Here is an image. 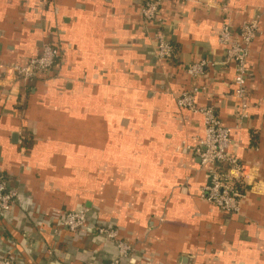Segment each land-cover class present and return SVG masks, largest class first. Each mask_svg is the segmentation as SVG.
Here are the masks:
<instances>
[{
	"label": "crops",
	"instance_id": "0c3cea01",
	"mask_svg": "<svg viewBox=\"0 0 264 264\" xmlns=\"http://www.w3.org/2000/svg\"><path fill=\"white\" fill-rule=\"evenodd\" d=\"M139 4L0 0V168L21 194L16 217L0 219V237L14 243L0 242V251L14 247L15 264L107 263L114 245L92 230L91 238L62 234L45 253L46 221L83 208L94 226L112 225L133 245L132 264H264V0H163L175 49L168 62L155 57ZM253 16L262 33L248 59L250 107L237 123L234 68L217 32L226 20L237 29ZM45 43L60 53L54 75L26 93L5 66ZM202 60L210 63L204 74L187 77L184 66ZM192 87L196 106L213 104L233 151L254 167L255 188L238 215L203 198L206 174L193 152L202 117L176 106Z\"/></svg>",
	"mask_w": 264,
	"mask_h": 264
},
{
	"label": "built area",
	"instance_id": "2783aa9c",
	"mask_svg": "<svg viewBox=\"0 0 264 264\" xmlns=\"http://www.w3.org/2000/svg\"><path fill=\"white\" fill-rule=\"evenodd\" d=\"M47 0H44V2ZM163 0H140L138 11L140 19L145 25L153 29L154 55L160 61H171L175 57V49L164 33V19L161 15ZM259 17L253 16L244 21L237 29H234L228 20L217 32V39L224 51V60L232 64L234 73L232 81V96L237 102V123L246 118L250 107L248 102V76L249 55L251 44L261 35ZM56 45L45 43L37 55L23 62H15L5 66V72H9L12 80L19 87L35 81L39 77L54 72L59 58ZM207 61H195L184 66V73L189 78H197L209 67ZM197 87L189 88L179 93L176 97V106L199 113L204 124L203 136L197 141L193 149L199 159V164L206 174V184L203 186V198L221 212L230 216L241 213V203L248 186L255 188L253 166L241 161L233 151L231 143V129L221 123L213 104L203 107L196 106ZM240 185L242 188L240 190ZM242 191V192H241ZM21 194L9 186L3 171L0 168V219L10 217L14 219L15 211ZM14 217V218H13ZM52 244L46 250L51 255L58 238L62 234L77 236L79 233L91 234L102 241H108L114 245L115 254L104 264H132L131 256L134 252L133 245L121 237L120 231L108 226H94L89 220L87 210L83 208L59 211L52 221H46ZM92 230V231H91ZM90 231L92 232L90 234ZM42 232L41 234H44ZM46 234V233H45ZM7 240V239H6ZM0 237V242L12 246L14 243ZM19 252L14 247L7 251H0V264H15L21 259ZM61 262L60 258H57Z\"/></svg>",
	"mask_w": 264,
	"mask_h": 264
},
{
	"label": "trees",
	"instance_id": "16d2710c",
	"mask_svg": "<svg viewBox=\"0 0 264 264\" xmlns=\"http://www.w3.org/2000/svg\"><path fill=\"white\" fill-rule=\"evenodd\" d=\"M54 75V72L53 71H51L50 72V74H46V75H43V76H41V77H39L38 79L40 80V79H43V80H46V79H50V77H52ZM32 83H29L28 85H26V88H27V86H30ZM25 90V89H24ZM25 92L26 93H28L29 92V89L27 88L26 90H25ZM27 107V101H24V103H23V105L21 106V109L23 108H26ZM254 136V135H253ZM255 136H256V134H255ZM255 138V137H254ZM254 138H252L253 140H254ZM237 187H241L240 185H238ZM242 188H240V190H241ZM242 192V191H241ZM67 210H71V209H67ZM73 210V209H72ZM64 211H66V209L64 210ZM98 226H108V225H106V224H103V223H98ZM111 227H113L112 225H110Z\"/></svg>",
	"mask_w": 264,
	"mask_h": 264
},
{
	"label": "rangeland",
	"instance_id": "374dc122",
	"mask_svg": "<svg viewBox=\"0 0 264 264\" xmlns=\"http://www.w3.org/2000/svg\"><path fill=\"white\" fill-rule=\"evenodd\" d=\"M42 47V46H41ZM41 47H40V49H41ZM30 57H32V55L31 56H26L25 58V60H27L28 58H30ZM25 60H23V61H25ZM23 61H21V62H23ZM25 86V85H24ZM22 87V86H21Z\"/></svg>",
	"mask_w": 264,
	"mask_h": 264
},
{
	"label": "water",
	"instance_id": "95a60500",
	"mask_svg": "<svg viewBox=\"0 0 264 264\" xmlns=\"http://www.w3.org/2000/svg\"><path fill=\"white\" fill-rule=\"evenodd\" d=\"M16 137H17L16 134H13V139H14V140H15Z\"/></svg>",
	"mask_w": 264,
	"mask_h": 264
}]
</instances>
